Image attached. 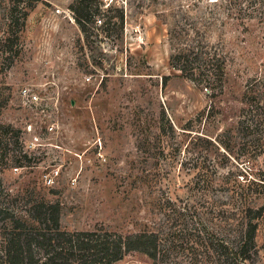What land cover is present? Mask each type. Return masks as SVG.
Wrapping results in <instances>:
<instances>
[{
    "label": "rangeland",
    "instance_id": "1",
    "mask_svg": "<svg viewBox=\"0 0 264 264\" xmlns=\"http://www.w3.org/2000/svg\"><path fill=\"white\" fill-rule=\"evenodd\" d=\"M75 1L36 3L10 67L0 44V124L12 127L1 168L6 192L24 197L15 208L59 202L69 231H157L158 264H264V210L256 247L238 248L246 210L264 209V0H94L102 25L90 34ZM191 51L224 60L222 87L174 68ZM114 264L154 262L132 252Z\"/></svg>",
    "mask_w": 264,
    "mask_h": 264
},
{
    "label": "trees",
    "instance_id": "2",
    "mask_svg": "<svg viewBox=\"0 0 264 264\" xmlns=\"http://www.w3.org/2000/svg\"><path fill=\"white\" fill-rule=\"evenodd\" d=\"M38 1H10L8 34L0 39L3 52H11L8 67L13 65L22 52L21 32L26 25L29 11ZM92 1L94 0H76L72 5L82 31L89 34L88 23L93 22L97 25L98 19L97 11L90 4ZM15 27L17 30H14ZM202 54L204 53L194 51L188 54H175L172 57V64L189 78L198 79L204 87L217 89L214 87L216 80L220 81L222 87V78L225 74L224 60L209 52ZM11 130V126L0 124V138ZM28 157V153L24 152L14 160L21 165L22 159ZM8 159L7 150L0 153V264H114L132 252L145 253L154 264H158L162 246L157 231L121 233L99 228L64 230L61 226V204L33 198H27L25 207L19 212L15 205L24 197H11L4 186L1 167L8 164ZM263 210V208L246 210L247 221L244 223L238 246L241 257L256 247L258 220L263 215Z\"/></svg>",
    "mask_w": 264,
    "mask_h": 264
},
{
    "label": "built area",
    "instance_id": "3",
    "mask_svg": "<svg viewBox=\"0 0 264 264\" xmlns=\"http://www.w3.org/2000/svg\"><path fill=\"white\" fill-rule=\"evenodd\" d=\"M101 23H102V19L98 18L97 19V25H101ZM90 79H91V76H88L87 80H90ZM21 93L23 94L24 98H26L31 103L36 104V103H38V101L40 99L39 94L37 92L31 90L30 88H23L21 90ZM49 129H50V131L54 130V126H50ZM15 169H18V168H15ZM56 173H58V171H56ZM47 182H48V184H53L55 182L54 177H49L47 179Z\"/></svg>",
    "mask_w": 264,
    "mask_h": 264
}]
</instances>
